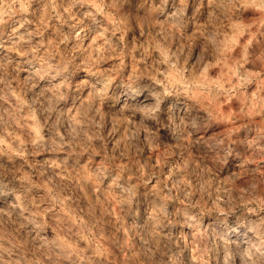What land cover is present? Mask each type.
<instances>
[{"label": "clouds", "instance_id": "clouds-1", "mask_svg": "<svg viewBox=\"0 0 264 264\" xmlns=\"http://www.w3.org/2000/svg\"><path fill=\"white\" fill-rule=\"evenodd\" d=\"M0 264H264V0H0Z\"/></svg>", "mask_w": 264, "mask_h": 264}]
</instances>
